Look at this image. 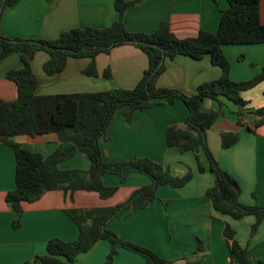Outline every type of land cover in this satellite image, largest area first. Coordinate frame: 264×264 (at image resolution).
Wrapping results in <instances>:
<instances>
[{"label": "crops", "instance_id": "1", "mask_svg": "<svg viewBox=\"0 0 264 264\" xmlns=\"http://www.w3.org/2000/svg\"><path fill=\"white\" fill-rule=\"evenodd\" d=\"M116 0H18L7 6L0 17V33L9 38L54 39L61 32L75 27L104 28L113 21H121L130 32L152 33L160 22L169 24L178 38L197 35L200 30L215 32L221 10L227 0H125L134 1L122 14L115 8ZM259 17L264 24V0H259ZM230 63L229 77L246 81L257 75L264 66V44H230L222 46ZM47 52L38 50L32 60V71L38 79L36 94H61L102 91L112 88L134 87L148 66L146 54L138 47L123 44L101 52L95 57L97 76L83 74L90 64L88 57H68L64 69L47 75L43 63ZM22 65L19 52H13L0 61V98L12 101L17 87L6 78L10 69ZM109 68L111 77L103 76ZM219 66L211 63L208 55L193 59L177 55L165 60V70L158 76L157 87L179 90L186 94L196 92L199 84L218 78ZM247 107L264 106V80L241 92ZM203 109H216L211 99L205 98ZM234 106V105H233ZM115 111L107 128L108 138L100 139L102 160L124 162L146 157L161 164L171 175L181 177L189 170L193 177L180 187L160 185L155 198L146 208H125L109 220L108 228L121 239L146 247L158 256L175 264H229L230 252L225 228L234 231V239L245 249L249 262L264 263V219L251 234L254 215L234 219L217 212L206 196L214 185L213 174L198 172L195 154L179 152L166 143V127L182 126L188 114L180 99L171 104L154 105L134 111L130 121ZM224 113L206 130L207 147L219 166L236 179L240 186L238 201L245 205H264V123L252 131L253 115L237 124L236 107H223ZM236 132L237 141L229 147L221 146L222 132ZM14 141L31 151L48 155L59 144L54 132L30 136L18 135ZM201 160L207 167L203 152ZM90 161L83 152L58 164L60 169H87ZM14 149L0 143V264H26L35 256L46 253L48 240L58 238L73 241L78 236L76 224L65 209L111 207L126 201L137 189L147 186L151 179L139 172H129L123 181L116 174L103 176L107 186H117L116 192L102 199L97 192L53 189L40 198L22 203V213L12 211L5 200L15 187ZM19 221L17 227L13 226ZM110 250L107 240H98L87 252L80 253L69 264H107ZM38 264V263H34ZM111 264H145L139 254L119 249Z\"/></svg>", "mask_w": 264, "mask_h": 264}, {"label": "trees", "instance_id": "2", "mask_svg": "<svg viewBox=\"0 0 264 264\" xmlns=\"http://www.w3.org/2000/svg\"><path fill=\"white\" fill-rule=\"evenodd\" d=\"M18 0H0V17L5 7ZM228 7L221 10L215 32L200 30L197 35L178 38L170 30L169 24L160 22L152 33L130 32L121 21L115 20L104 28L75 27L61 32L54 39L9 38L0 33V61L13 52H19L22 65L6 72V78L15 83L17 97L12 101L0 98V143L11 146L15 154V187L6 194L9 208L18 215L22 213V203L32 202L48 190L94 191L102 199L112 196L117 186H107L103 176L116 174L123 181L129 172L147 175L151 183L137 189L126 201L111 207L65 209L66 215L76 224L78 236L73 241L53 238L46 243V253L35 256L26 264H69L80 253L87 252L100 239L107 240L110 250L106 263L111 264L119 249L133 251L145 260V264H175L174 261L158 256L150 249L119 238L109 229L108 222L125 208L132 210L146 208L155 198L160 185L180 187L193 177L189 170L181 177L170 174L161 164L146 157H138L124 162H105L101 157L100 139H107L108 125L116 110L130 121L134 111L154 105L171 104L180 99L187 107L188 114L182 126L166 127V143L179 152L192 151L195 154L198 172L209 170L214 185L205 194L212 207L221 214L234 219L254 215L251 227L253 234L264 219V205H245L238 201L240 186L236 179L223 170L207 147L205 133L217 118L223 115L224 106L229 103L236 107L237 124L253 115L252 131L264 123V106L247 107L241 92L264 80V66L261 71L246 81H233L229 77L230 63L223 54L222 46L230 44H264V24L259 17V0H227ZM134 1L116 0L115 8L123 13ZM130 44L141 49L147 56L148 66L138 83L129 89L112 88L102 91L36 94L38 79L32 71L31 60L38 50L48 53L43 63L47 75L61 72L68 57H88L90 64L83 74L97 76L95 57L101 52L118 45ZM201 59L208 55L213 65L219 66L221 75L198 85L196 92L185 94L179 90L157 87L158 76L165 70V60L177 55ZM103 76L110 78L109 68ZM205 98L216 103L217 108L203 109ZM54 132L59 144L48 155L31 151L14 141L18 135H40ZM221 146L226 148L237 141L236 132H222ZM76 152H83L89 159L87 169H60L58 164ZM204 153L207 167L200 157ZM15 220L13 226L17 227ZM225 238L234 264H247L249 257L234 239V231L225 228ZM261 264H264L261 262Z\"/></svg>", "mask_w": 264, "mask_h": 264}, {"label": "built area", "instance_id": "3", "mask_svg": "<svg viewBox=\"0 0 264 264\" xmlns=\"http://www.w3.org/2000/svg\"><path fill=\"white\" fill-rule=\"evenodd\" d=\"M229 264H234V262L232 260L229 261Z\"/></svg>", "mask_w": 264, "mask_h": 264}, {"label": "rangeland", "instance_id": "4", "mask_svg": "<svg viewBox=\"0 0 264 264\" xmlns=\"http://www.w3.org/2000/svg\"><path fill=\"white\" fill-rule=\"evenodd\" d=\"M186 94V93H185ZM229 103V107H234L232 104H230V102H228Z\"/></svg>", "mask_w": 264, "mask_h": 264}]
</instances>
